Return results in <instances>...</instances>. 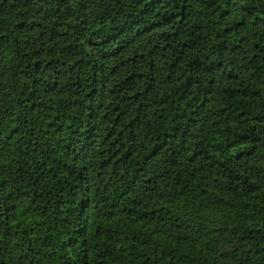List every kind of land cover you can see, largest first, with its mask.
<instances>
[{
    "label": "trees",
    "instance_id": "trees-1",
    "mask_svg": "<svg viewBox=\"0 0 264 264\" xmlns=\"http://www.w3.org/2000/svg\"><path fill=\"white\" fill-rule=\"evenodd\" d=\"M212 1L0 0V264H220L151 237L213 251L189 197L248 208L223 243L264 264V0Z\"/></svg>",
    "mask_w": 264,
    "mask_h": 264
},
{
    "label": "rangeland",
    "instance_id": "rangeland-1",
    "mask_svg": "<svg viewBox=\"0 0 264 264\" xmlns=\"http://www.w3.org/2000/svg\"><path fill=\"white\" fill-rule=\"evenodd\" d=\"M212 2V0H204L205 9L204 13L201 16L202 18H205V21L211 14L210 9L213 7ZM65 25L66 24L64 23V28L68 31V34H66L65 38L68 40L75 38V35L79 28L78 23H75L74 29H70ZM12 184L13 182L9 181L2 182V186H5L4 191H8L9 189H11L13 192L12 198L16 206L14 210L15 219L20 220L24 226H27L29 228L30 235H32L33 238H35L34 236H43L44 238L49 230L47 219L43 221L41 215L36 211L30 199L23 193L21 189L13 187ZM188 200L191 203L190 206L186 204V202H182L183 207H190L193 211L200 212L201 221L209 224L210 226H213L217 231V246L213 249V251H210L203 243H198L193 248H185L175 244L170 239L164 237L151 235L152 239L161 246L177 249L183 254L193 252V254L205 255L209 259L215 260L220 264H244V256L230 251L229 248L224 245L223 241L226 239V236L223 235L222 229H224V227L230 226L232 222L242 224L250 221L252 215L249 212V209H231L225 205H217L211 203L200 205L199 200L193 197H189ZM100 218L105 226H109L118 230L125 229L127 231H132L138 234L146 232L145 229L138 225L121 222L117 219L111 218L108 209L102 211ZM220 234L221 236H219ZM37 242L39 241L37 240Z\"/></svg>",
    "mask_w": 264,
    "mask_h": 264
}]
</instances>
